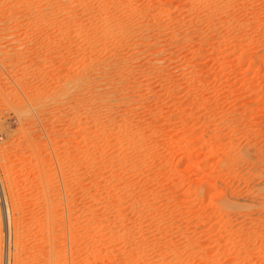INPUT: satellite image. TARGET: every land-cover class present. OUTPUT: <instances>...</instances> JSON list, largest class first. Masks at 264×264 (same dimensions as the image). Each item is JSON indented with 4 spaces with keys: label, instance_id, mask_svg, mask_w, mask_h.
Listing matches in <instances>:
<instances>
[{
    "label": "rangeland",
    "instance_id": "obj_1",
    "mask_svg": "<svg viewBox=\"0 0 264 264\" xmlns=\"http://www.w3.org/2000/svg\"><path fill=\"white\" fill-rule=\"evenodd\" d=\"M0 264H264V0H0Z\"/></svg>",
    "mask_w": 264,
    "mask_h": 264
},
{
    "label": "bare ground",
    "instance_id": "obj_2",
    "mask_svg": "<svg viewBox=\"0 0 264 264\" xmlns=\"http://www.w3.org/2000/svg\"><path fill=\"white\" fill-rule=\"evenodd\" d=\"M7 212V211H6ZM48 260V259H47Z\"/></svg>",
    "mask_w": 264,
    "mask_h": 264
}]
</instances>
